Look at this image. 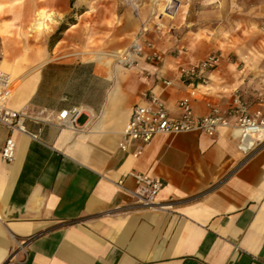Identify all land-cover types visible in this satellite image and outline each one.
<instances>
[{
    "label": "crops",
    "instance_id": "0c3cea01",
    "mask_svg": "<svg viewBox=\"0 0 264 264\" xmlns=\"http://www.w3.org/2000/svg\"><path fill=\"white\" fill-rule=\"evenodd\" d=\"M7 1L0 0L2 17L14 20L0 23L10 38L0 40L3 60L16 74L9 106L31 119L25 121L28 135L0 125V149L10 138L16 142L13 162L0 155V264H264V147L245 162L236 136L220 129L214 137L157 136L140 158L133 156L135 146L119 148L133 107L147 93L159 96L172 116L181 115L179 102L194 86L178 83L176 70L203 60L191 48L197 41L160 62L140 57L127 72L97 57L83 59L82 52L39 59L35 46L22 48L16 37L23 30L20 17L27 15L20 8L24 0L4 8ZM61 1L63 7L58 0L34 2L54 11L56 31L70 15L71 0ZM101 18L85 11L79 19L86 25L67 24L63 34L70 38L79 29L120 38L130 31ZM49 64L88 65L91 72L45 80ZM240 88L233 69L220 64L209 85L198 87L195 114L205 116L211 106L225 111L236 91L245 92ZM72 108L80 112L75 131L43 121ZM133 174L161 179L157 202L171 209L136 206L116 185L123 180L135 189Z\"/></svg>",
    "mask_w": 264,
    "mask_h": 264
},
{
    "label": "rangeland",
    "instance_id": "374dc122",
    "mask_svg": "<svg viewBox=\"0 0 264 264\" xmlns=\"http://www.w3.org/2000/svg\"><path fill=\"white\" fill-rule=\"evenodd\" d=\"M35 1L24 0L20 6L27 15L20 17L19 25L23 30L16 37L22 48L35 46L33 50L39 59L57 56L61 50L82 52L83 59L97 57L109 62L113 70L121 67L124 72L131 71L138 64L125 67L118 64L116 58L142 32L141 42H145V46L152 43L150 54H157L154 62H160L162 56H175L197 41L191 48L199 51L203 60L218 55L220 64L233 69L241 90L247 93L264 91V0H171L170 3L168 0H76L69 7L70 15L64 24L75 20L85 26L86 20L79 19V15L89 11L90 16L100 19L105 15L111 27L118 24L129 27L130 31L120 38H110L102 32L88 33L78 29L70 38L62 34L63 43L58 48L57 38L53 39L57 32L54 30L55 13L48 6H36ZM58 3L63 7L61 0ZM13 6L11 0L4 8ZM42 13L52 14L54 18V22L48 21L52 30L45 35L36 29ZM9 20H14V16L2 17L0 23L7 25ZM146 52H149L147 47L141 57L147 58ZM4 53L7 56L5 50ZM110 84L112 86L113 81ZM97 85L95 82L94 87Z\"/></svg>",
    "mask_w": 264,
    "mask_h": 264
},
{
    "label": "built area",
    "instance_id": "2783aa9c",
    "mask_svg": "<svg viewBox=\"0 0 264 264\" xmlns=\"http://www.w3.org/2000/svg\"><path fill=\"white\" fill-rule=\"evenodd\" d=\"M142 32L138 34L132 44L116 58L118 64L125 67H134L143 55L144 48H152V43L141 42ZM4 51L0 40V125L12 133L29 134L25 121L31 119L27 112H20L9 106L13 95L14 83L10 74L1 66ZM157 54L147 55L148 60H154ZM221 63L218 55H210L205 60L191 64H179L177 67V82L193 85L190 96L179 102L181 115L174 117L159 96L149 92L144 99L137 103L131 113L130 121L126 126L119 148L123 152L135 146L133 156L140 158L147 146L160 135H180L185 133H200L214 137L220 129H229L237 139V147L244 156V161L251 159L264 147V91L250 93L236 91L232 104L223 111L211 106L205 116H197L193 110L192 99L197 98L198 87L209 85V74ZM166 87H171L174 81L164 79ZM45 113V111H44ZM79 110L72 108L61 112L58 116H47L44 123L54 124L68 130L78 129ZM0 155L5 162L11 163L16 157V142L10 138ZM136 187L128 190L123 180L117 182V187L126 191L134 200L136 206L154 212H164L170 206L159 204L157 197L164 187L161 179L140 174L132 175Z\"/></svg>",
    "mask_w": 264,
    "mask_h": 264
},
{
    "label": "bare ground",
    "instance_id": "6f19581e",
    "mask_svg": "<svg viewBox=\"0 0 264 264\" xmlns=\"http://www.w3.org/2000/svg\"><path fill=\"white\" fill-rule=\"evenodd\" d=\"M168 2L170 3L171 0H168ZM4 14H5V11H2V5H0V18L2 16H4ZM165 14L168 15L167 13H165ZM48 21L54 22V18L52 16V14L42 13L36 22V29L41 31L44 35L49 33L52 30V28L49 27V25H48ZM0 38L4 41L5 44H7L8 40L10 39L7 30L4 27L2 28L1 26H0ZM2 68L5 72L10 74L12 80H13V78L16 79V74L13 71V68H11V66L9 65L6 58H4V60L2 62ZM119 69H121V67H118V70ZM113 94H114V91H111L110 95L113 96ZM3 220H4L3 215L0 213V222H3Z\"/></svg>",
    "mask_w": 264,
    "mask_h": 264
},
{
    "label": "trees",
    "instance_id": "16d2710c",
    "mask_svg": "<svg viewBox=\"0 0 264 264\" xmlns=\"http://www.w3.org/2000/svg\"><path fill=\"white\" fill-rule=\"evenodd\" d=\"M76 0H71V5L73 6ZM75 20L69 21V24H75ZM69 28L67 24H63L59 30L56 32V34L53 36L54 38H57V42L61 40L62 34ZM75 70V74L78 75L80 73H84L87 71L91 72V66L88 65H77V66H65V65H57V64H49L45 70H44V77L45 80L48 77L49 80L53 78H57L58 73H70ZM47 78V79H48ZM95 78V77H94Z\"/></svg>",
    "mask_w": 264,
    "mask_h": 264
}]
</instances>
